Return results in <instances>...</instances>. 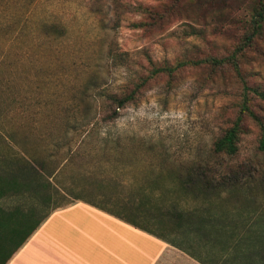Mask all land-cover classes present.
Wrapping results in <instances>:
<instances>
[{
	"label": "rangeland",
	"instance_id": "374dc122",
	"mask_svg": "<svg viewBox=\"0 0 264 264\" xmlns=\"http://www.w3.org/2000/svg\"><path fill=\"white\" fill-rule=\"evenodd\" d=\"M256 2L41 0L3 7L0 0V18L24 13L34 19L24 44L11 37L12 31L0 19L1 124L4 113L19 111L18 103L25 95L30 111L54 115L62 110L63 115L68 113L70 125H77L61 144L60 158L68 154L69 159L55 175L44 177L38 192L5 195L0 206L33 208L41 216L74 201L76 195H87L96 203L133 215L138 209L144 212V201L161 202L154 194L178 190L174 162L210 155L213 141L235 116L240 82L232 66L204 64L185 67L172 80L164 75L153 78L137 100L112 120L100 119L108 108L102 106L99 95L120 94L126 82L147 72L149 59L173 63L229 55L240 44ZM40 19L61 21L62 39L43 43ZM191 27H203L204 36L191 34ZM110 46L125 52L126 58L109 55ZM238 62L247 81L264 88V27ZM90 83L96 87L86 89ZM8 86L13 89L11 95ZM258 110L264 115V105ZM84 114L92 121L83 122ZM245 126L238 153L226 161L248 167L250 175H242L240 188L229 194L224 191L222 196L226 203L239 200L258 215L264 213V151L258 148V127L249 120ZM183 199L181 204L191 203ZM132 219L144 223L143 216ZM243 244L245 240L237 235L218 248L225 260Z\"/></svg>",
	"mask_w": 264,
	"mask_h": 264
},
{
	"label": "trees",
	"instance_id": "16d2710c",
	"mask_svg": "<svg viewBox=\"0 0 264 264\" xmlns=\"http://www.w3.org/2000/svg\"><path fill=\"white\" fill-rule=\"evenodd\" d=\"M2 1V6L7 7L21 6L24 2L39 3L41 0ZM0 19L12 31L10 35L13 39L20 44L26 43L28 26L34 21L31 16L13 13L4 14ZM39 23V34L43 43L50 40L60 41L65 34V26L61 21L48 23L40 19ZM247 24L240 44L229 55L183 58L173 63H156L149 59L147 72L137 74L126 82L120 87V94L99 95L103 100L102 106L108 108L100 119L112 120L119 115L121 109L137 100L138 93L153 78L164 75L172 80L181 69L204 64L213 67L224 64L232 66L240 82L238 99L234 103L236 112L230 125L213 141L210 155L175 161L173 173L178 190L154 194L161 202L144 201V212L141 213L138 209L133 214L135 217H144L143 224L134 223L138 228L166 240L203 264L208 260L216 264H264V213L254 215V209H245V205L239 200L226 203L222 196L224 191L229 194L238 190L242 184V175H250L248 167L226 161L238 153L240 138L246 128L245 121L249 120L258 127V148L264 151V115L258 110L264 105V88L259 84L249 83L238 62V56L242 55L246 47L254 45L256 37L262 33L264 0H257L253 5ZM191 34L204 36V28L191 27ZM46 49L48 48H43L44 51ZM107 53L113 54L115 58H126L125 52L114 51L111 46ZM93 87L96 86L90 83L86 89ZM12 92V87L8 86V94L11 95ZM18 104V112L11 113L9 118L8 112L3 114L9 129L5 131V135L0 134L5 142V148L0 146V199L9 193L38 192L43 186L42 179L45 174H55L60 165L68 161V154L60 158V147L67 140L69 130H74L77 126L70 125L68 113L63 115L62 110L54 115L52 111H30V103L25 95ZM84 115L86 119L83 117V122L92 121L87 118V114ZM148 148L153 149L152 146ZM154 197L151 196L150 199ZM78 198L80 195H76L75 199ZM183 198L190 199L191 203L181 204L180 200H184ZM43 199H49V196H43ZM57 207L59 206L36 216L33 208L15 206L6 209L0 206V264H7L48 214ZM237 235L242 236L245 244L242 249H233L224 260L218 246L225 239L232 241Z\"/></svg>",
	"mask_w": 264,
	"mask_h": 264
},
{
	"label": "crops",
	"instance_id": "0c3cea01",
	"mask_svg": "<svg viewBox=\"0 0 264 264\" xmlns=\"http://www.w3.org/2000/svg\"><path fill=\"white\" fill-rule=\"evenodd\" d=\"M3 120L1 135L9 129L6 117ZM4 144L0 138L2 149ZM114 209L80 195L53 209L7 264H200L138 228L134 223H141L132 219L134 215Z\"/></svg>",
	"mask_w": 264,
	"mask_h": 264
}]
</instances>
